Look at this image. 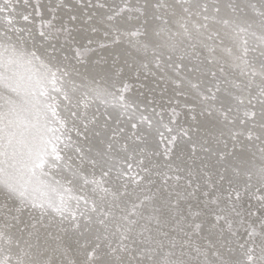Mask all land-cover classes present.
Listing matches in <instances>:
<instances>
[{
  "label": "snow or ice",
  "instance_id": "snow-or-ice-1",
  "mask_svg": "<svg viewBox=\"0 0 264 264\" xmlns=\"http://www.w3.org/2000/svg\"><path fill=\"white\" fill-rule=\"evenodd\" d=\"M97 9L108 22L139 11L129 0L111 10L104 0H0V264H264V183L232 162L240 137L260 141L256 125L214 149L201 122L215 113L235 123L216 71L204 85L171 56L133 71L106 51L120 41L97 26ZM165 70L198 99L169 95ZM157 72L164 86L149 88Z\"/></svg>",
  "mask_w": 264,
  "mask_h": 264
},
{
  "label": "bare ground",
  "instance_id": "bare-ground-1",
  "mask_svg": "<svg viewBox=\"0 0 264 264\" xmlns=\"http://www.w3.org/2000/svg\"><path fill=\"white\" fill-rule=\"evenodd\" d=\"M135 1L129 0L133 5ZM141 1L143 5L141 4L142 7L139 11H125L117 21L108 22L104 21L103 17H97L98 27L105 29V24H108L109 28L105 30L113 32L114 28L118 27L119 29V32L115 29L118 32L116 36L120 41L119 44L106 51L113 54L118 53L121 62L127 61L128 64L132 65L133 71L145 62L151 68L157 57L164 61L162 67L167 64L164 58L171 56L175 60L177 56L182 57L187 77L191 80H202L204 85L213 82L206 71L215 70L217 77L224 81V88L226 89V92L219 93L218 102H223L225 107L231 106L233 108L231 116L235 117V123L221 122V118L214 113L211 118L201 122V132L198 135L206 138L209 145L214 149H223L224 141H227L228 145L231 146L233 130L243 128L247 131L252 124H255L256 127L253 131L259 134L260 141L254 140L250 144L248 140L240 137L242 147L237 149L236 158L232 162L241 169L250 172L257 183H264V151L260 150L261 147H264V143H262L264 142V127H262L264 125V104L258 102L259 98L252 99L256 90L262 89L264 91V63L262 62V68H254V75L248 76L246 66L239 54L241 49L239 29L249 39L255 40L259 49L264 52V21L258 20L259 18L257 19L255 16L253 4L251 5L249 0H237L239 5H243L247 10H245L246 13L241 15L242 13L232 14V11L228 10L229 6L227 7L224 2H218L219 4L215 6L216 10L207 7L206 13H203L201 12L199 0H184V2L178 0H164V2L161 0V2L157 0ZM111 2L116 3L115 0H111ZM212 2L210 3L213 5ZM20 6L23 7V4ZM241 6H239V9ZM202 13L210 17V21L207 20V25H201L200 23ZM151 15L152 19L153 16H158L162 18V21L155 25L148 24V16ZM155 21H158V19H155ZM137 25L147 28L144 35L135 33ZM194 53L200 55V57L197 56L198 59H204V65L200 61L201 64L192 62ZM189 66L199 68L200 71L188 72ZM159 75L160 72H157L156 76H148L145 83L149 88L154 83L160 85V87L164 86V82L158 79ZM163 75L165 81L168 82L169 95L174 96L176 91H183L189 96V99L184 101V98L180 97L182 102L192 103L193 98L198 99L195 90L189 87L188 80H185L183 86L177 89L173 87L172 81L180 78L175 76L171 70H165ZM144 90L145 95H147V89H140V91ZM233 96L241 97L244 103H237L233 100ZM246 111L254 119L245 116ZM241 119H245L247 122L241 125ZM179 163L182 166H187L189 163L187 155ZM208 163L211 164L212 161L209 160ZM115 188L118 192L119 185L117 184ZM131 198L129 196L121 199ZM226 212L230 214L231 210L226 209ZM208 235L209 239L215 240V235ZM245 236L246 233H240L242 241ZM65 243L71 244V239L65 237ZM255 244L258 258L261 252H264V237L257 236ZM237 255H239V249H237Z\"/></svg>",
  "mask_w": 264,
  "mask_h": 264
},
{
  "label": "rangeland",
  "instance_id": "rangeland-1",
  "mask_svg": "<svg viewBox=\"0 0 264 264\" xmlns=\"http://www.w3.org/2000/svg\"><path fill=\"white\" fill-rule=\"evenodd\" d=\"M116 1V3H112L111 2V0H104V3L105 4H107L108 5V10H111V9H113V8H120V6H121V0H115ZM157 1H160V0H157ZM161 1H163L164 2V0H161ZM160 1V2H161ZM179 2L181 1H183L184 2V0H178ZM200 1V8H201V12H205L206 11V9H207V7H211L212 9H214L215 8V10H216V7L215 6H217L219 3L218 2H224L226 5H227V7H228V10L232 13V14H241V15H243L244 13H246V9H245V7L242 5H239V3H238V1L237 0H209L208 1V5H207V0H199ZM213 1V2H212ZM110 2V3H109ZM186 2V1H185ZM210 2H212L213 3V5L210 3ZM130 3V2H129ZM249 3H251V5L253 6V8H254V10H255V16L257 17V19L258 20H260V21H264V0H262V1H260V0H249ZM117 4V5H116ZM141 4L143 5V3H142V1L141 0H139V2L136 0L135 2H134V5L133 4H131L130 3V5L132 6V8L133 9H137V8H139V10L141 9ZM209 4H211V5H209ZM111 5H113V6H111ZM203 5H204V7H203ZM205 5H207V6H205ZM154 6H156V5H154ZM239 6H241L240 7V9H239ZM158 7V6H157ZM203 7V8H202ZM244 8V9H243ZM256 8V9H255ZM246 10V11H245ZM97 11V17H104L106 14H107V10H104V9H97L96 10ZM233 11H235L234 13H233ZM238 13H237V12ZM243 11H245V12H243ZM259 12V13H258ZM202 13V15H201V18H200V23H201V25H207L208 24V22L210 21V17L208 16V15H204ZM206 13V12H205ZM192 14V13H191ZM189 15H190V12H189ZM117 19H120V16H118L117 18H116V20L115 21H117ZM148 24H152V25H155V24H157V23H159V22H161L162 21V18L161 17H158V16H153V19H152V15L151 16H148ZM151 19V20H150ZM155 19L157 20L158 19V21H155ZM205 19V20H204ZM154 20V21H153ZM207 20H208V22H207ZM154 22V23H153ZM199 27H200V25H199ZM115 29H117V31L119 30L118 29V27H116V28H114L112 31L115 33V35H117V33L119 32H116V30ZM146 29L147 28H143V26L142 25H137L136 27H135V33H140L141 35H144L145 34V31H146ZM239 33H240V35L239 36H241L240 37V39H241V49H240V58L242 59V61L244 62V64H245V66H246V74L248 75V76H252V75H254V68L255 67H260V68H262L263 67V63H264V52L263 51H261L260 49H259V47H258V43L255 41V40H251V39H249L247 36H246V34H244L243 32H242V30H240L239 29ZM216 35V34H215ZM242 38H243V40H242ZM247 39H248V41H247ZM245 42V43H244ZM244 44V45H243ZM251 51V52H250ZM194 55H196V56H194ZM197 56H199L200 57V55H198V54H196V53H194L193 54V57H192V62L193 63H199V61L200 62H202V64H203V62H204V64H205V61H204V59L203 58H200V59H198L199 57H197ZM177 57H179V56H177ZM176 57V58H177ZM202 59V60H201ZM258 61V62H257ZM263 62V63H262ZM262 63V64H261ZM199 64H201V63H199ZM203 64V65H204ZM202 66V65H201ZM252 68V69H251ZM144 92H145V90H144ZM262 92V89H259V90H256L255 91V93H254V96H253V100L255 99L256 100V98L258 99L259 97H260V93ZM146 94H147V92H146ZM256 95V96H255ZM256 97V98H255ZM247 119H249V118H247Z\"/></svg>",
  "mask_w": 264,
  "mask_h": 264
}]
</instances>
